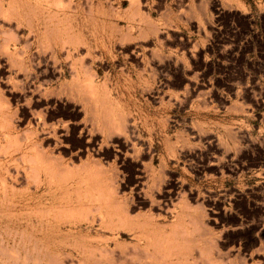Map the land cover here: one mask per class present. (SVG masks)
<instances>
[{"label": "rangeland", "instance_id": "obj_1", "mask_svg": "<svg viewBox=\"0 0 264 264\" xmlns=\"http://www.w3.org/2000/svg\"><path fill=\"white\" fill-rule=\"evenodd\" d=\"M0 264H264V0H0Z\"/></svg>", "mask_w": 264, "mask_h": 264}, {"label": "bare ground", "instance_id": "obj_2", "mask_svg": "<svg viewBox=\"0 0 264 264\" xmlns=\"http://www.w3.org/2000/svg\"><path fill=\"white\" fill-rule=\"evenodd\" d=\"M8 145V144H7ZM10 145V144H9ZM12 146V145H11ZM4 153V152H3ZM28 160V159H27ZM13 161V160H12ZM36 163V162H35ZM37 184V183H36ZM41 203V202H40ZM69 209V208H68ZM38 211V210H37ZM81 214H82V212H81ZM48 221V220H47ZM49 247V246H48Z\"/></svg>", "mask_w": 264, "mask_h": 264}]
</instances>
